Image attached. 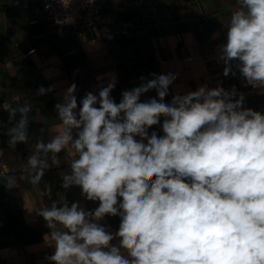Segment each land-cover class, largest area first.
<instances>
[{
  "label": "clouds",
  "instance_id": "obj_1",
  "mask_svg": "<svg viewBox=\"0 0 264 264\" xmlns=\"http://www.w3.org/2000/svg\"><path fill=\"white\" fill-rule=\"evenodd\" d=\"M237 4L219 46L222 75H235L237 61L245 86L264 94V0ZM178 75L124 91L119 103L110 96L115 81L79 103L72 83L54 105L62 126L30 145L23 170L38 187L71 148L76 158L60 172V188L78 187L97 207L69 203L59 192L53 199L45 184L41 198L51 203L36 215L53 242L51 264H264V113L222 84L176 93L169 102ZM150 90L156 95L142 101ZM52 91L40 86L37 95ZM4 110L9 122L20 114L8 145L28 144L31 105ZM4 186L17 187V177L6 176ZM106 217H119L115 231L101 223Z\"/></svg>",
  "mask_w": 264,
  "mask_h": 264
},
{
  "label": "crops",
  "instance_id": "obj_2",
  "mask_svg": "<svg viewBox=\"0 0 264 264\" xmlns=\"http://www.w3.org/2000/svg\"><path fill=\"white\" fill-rule=\"evenodd\" d=\"M99 1L107 30L81 33L70 27L56 32L43 0H0V264H51L46 257L54 252L53 242L45 237L49 229L36 215L51 203L46 196L41 198L46 183L52 186L53 199L59 198V192L69 203L97 207L81 196L78 187L66 193L60 188V172L69 171L67 160L76 158L71 148L60 153V168L46 172L38 187L29 183L23 170L30 145L38 137L49 140L62 126L54 105L64 102L72 83L77 86L74 94L79 103L86 93L98 95L101 87L115 81L110 96L119 103L124 91L160 74L178 73L166 98L169 102L176 93L222 84L226 90L235 86L238 94L243 93L245 107L264 113L260 90L243 85L231 73L222 75L225 65L219 46L226 42L237 0ZM32 48L36 51L29 55ZM237 64L231 62L233 72H239ZM40 86H54V91L38 96ZM155 95L150 90L141 100ZM4 102L14 108L31 105L28 144L14 149L8 145L9 129L18 123L20 114L9 122ZM14 174L18 186L7 189L6 176ZM119 222V217L101 221L109 231H115Z\"/></svg>",
  "mask_w": 264,
  "mask_h": 264
},
{
  "label": "built area",
  "instance_id": "obj_3",
  "mask_svg": "<svg viewBox=\"0 0 264 264\" xmlns=\"http://www.w3.org/2000/svg\"><path fill=\"white\" fill-rule=\"evenodd\" d=\"M50 19L53 21L56 32H62L66 27L78 29L81 33L85 30L90 32H103L107 30L104 25L102 4L99 0H43ZM32 48L27 51L29 54ZM237 79L243 85L246 81L237 71L234 72ZM4 107H9V102L3 103ZM158 134H162L159 128ZM17 176V174H14Z\"/></svg>",
  "mask_w": 264,
  "mask_h": 264
}]
</instances>
